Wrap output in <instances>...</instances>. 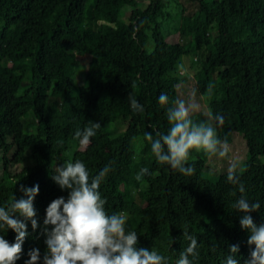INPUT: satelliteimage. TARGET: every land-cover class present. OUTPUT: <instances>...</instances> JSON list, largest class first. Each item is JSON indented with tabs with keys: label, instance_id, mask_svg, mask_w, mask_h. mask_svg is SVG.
Segmentation results:
<instances>
[{
	"label": "trees",
	"instance_id": "trees-1",
	"mask_svg": "<svg viewBox=\"0 0 264 264\" xmlns=\"http://www.w3.org/2000/svg\"><path fill=\"white\" fill-rule=\"evenodd\" d=\"M135 1L0 0V206L24 196L21 185L40 188L34 199L39 227L20 217L28 232L20 264L34 248L43 264L46 208L68 195L52 176L68 160H82L92 175L111 164L100 185L106 211L125 213L137 246L158 251L168 264L190 243L184 231L198 240L193 264H226L230 245L239 246L233 255L245 264L255 247L240 225L245 213L232 205L241 195L258 201L260 209L250 215L264 223V0H189L197 5L190 13L180 0H145L122 19ZM180 30L187 44L168 40ZM86 54L91 60L78 84V56ZM9 76L20 81L16 92L4 85ZM191 77L208 108L224 117L220 140L233 145L238 134L246 141L243 171L237 169L243 194L227 172L206 169L210 155L192 151L195 172L186 176L158 164L143 139L145 132H167V107ZM161 93L167 105L159 103ZM130 95L143 112L133 111ZM90 121L101 127L82 148L74 133ZM144 167L149 174L137 181ZM0 235L15 241L11 229Z\"/></svg>",
	"mask_w": 264,
	"mask_h": 264
},
{
	"label": "clouds",
	"instance_id": "clouds-1",
	"mask_svg": "<svg viewBox=\"0 0 264 264\" xmlns=\"http://www.w3.org/2000/svg\"><path fill=\"white\" fill-rule=\"evenodd\" d=\"M128 99L133 111H144V106L134 96L130 95ZM158 101L162 106L167 105L169 97L161 93ZM197 111L198 104L176 99L173 106L166 110L169 123L167 132H157L155 137L151 132H145L143 136L150 144L151 153L158 164L168 165L186 176L195 172L188 163L192 151L220 157H226L228 153L226 141H221L217 134V127L224 124V117L208 109L203 112L205 119L196 121L192 116ZM100 127L99 122L90 121L88 126L75 131L74 138L86 146ZM238 168L243 171L239 161H230L227 180L238 185L239 192L243 194L245 186L237 175ZM111 170V164L105 165L96 175H92L82 160H68L56 167L52 179L61 189H67L68 195L67 198L61 196L52 200L46 208L43 225L47 250L43 255V264H168V258L158 251L137 246L139 235L128 229L124 214H109L106 211L107 201L102 197L100 185ZM146 174H149V169L141 168L135 178L140 181ZM20 191L24 196L17 199L13 195L6 207L0 206V229H11L16 233L14 242L0 235V264L22 263L18 259L28 232L26 223L20 217L30 219L33 230L39 227L34 208V199L40 191L39 184L32 187L21 185ZM232 207L245 213L240 225L249 231L248 245H255L245 264H264V223L257 224L250 215L260 209V203H249L241 195ZM183 236L190 243L180 252L175 264H193V260L199 256L197 237L187 231L183 232ZM238 252V245H230L231 254L226 257V264H238L233 255ZM28 256L25 264H39L41 255L38 248L29 250Z\"/></svg>",
	"mask_w": 264,
	"mask_h": 264
},
{
	"label": "rangeland",
	"instance_id": "rangeland-1",
	"mask_svg": "<svg viewBox=\"0 0 264 264\" xmlns=\"http://www.w3.org/2000/svg\"><path fill=\"white\" fill-rule=\"evenodd\" d=\"M182 4H184L187 7V11L194 12L197 10V5L193 2H190L189 0H180ZM147 5V1L145 0H136L135 2L131 3L129 7L124 11L122 14V19L127 20V16L130 13L131 9L133 7H145ZM171 11L175 12V6L173 5L171 8ZM187 13V12H186ZM168 40L170 42H181L183 44L188 43L187 37L180 32L173 34L168 37ZM151 44V48H152ZM192 57V55H191ZM91 60V55L86 54L84 57L78 56V72L76 75L77 83L81 84L83 83V74L87 71L89 62ZM20 81H18L15 77L9 76L4 79V85L6 88L11 92H16L19 87ZM197 81L195 78L191 77V79L183 85H180L178 87L177 92V99H182L185 101H191L199 105V111L194 112L193 116L197 117L198 120L205 119L203 116V112L207 111L209 108L206 104V101L204 97L201 95L200 91L197 89ZM31 116L27 119H25V124L27 127L31 126ZM235 143L233 145H230L227 143L228 146V153L226 157H220L218 155L216 156H209L208 162L205 164L206 169L210 171L211 173L215 174V176L220 175L223 172H227V169L229 167L230 161L236 160L241 163V166L244 167L243 161L247 158L246 151H247V144L244 138L241 135L235 136ZM87 146V145H86ZM85 145H81L82 148L86 147ZM240 170V168H238ZM129 210H133L132 207H128ZM126 218L127 215L123 213Z\"/></svg>",
	"mask_w": 264,
	"mask_h": 264
},
{
	"label": "crops",
	"instance_id": "crops-1",
	"mask_svg": "<svg viewBox=\"0 0 264 264\" xmlns=\"http://www.w3.org/2000/svg\"><path fill=\"white\" fill-rule=\"evenodd\" d=\"M183 70H185V72H187V63L185 61V67H183Z\"/></svg>",
	"mask_w": 264,
	"mask_h": 264
},
{
	"label": "built area",
	"instance_id": "built-area-1",
	"mask_svg": "<svg viewBox=\"0 0 264 264\" xmlns=\"http://www.w3.org/2000/svg\"><path fill=\"white\" fill-rule=\"evenodd\" d=\"M181 73H185V70H182Z\"/></svg>",
	"mask_w": 264,
	"mask_h": 264
}]
</instances>
